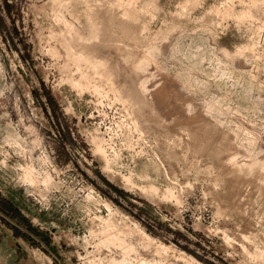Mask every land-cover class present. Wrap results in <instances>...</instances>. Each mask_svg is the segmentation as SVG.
<instances>
[{
	"label": "rangeland",
	"instance_id": "374dc122",
	"mask_svg": "<svg viewBox=\"0 0 264 264\" xmlns=\"http://www.w3.org/2000/svg\"><path fill=\"white\" fill-rule=\"evenodd\" d=\"M0 264H264V0H0Z\"/></svg>",
	"mask_w": 264,
	"mask_h": 264
},
{
	"label": "trees",
	"instance_id": "16d2710c",
	"mask_svg": "<svg viewBox=\"0 0 264 264\" xmlns=\"http://www.w3.org/2000/svg\"><path fill=\"white\" fill-rule=\"evenodd\" d=\"M8 6V5H7Z\"/></svg>",
	"mask_w": 264,
	"mask_h": 264
}]
</instances>
